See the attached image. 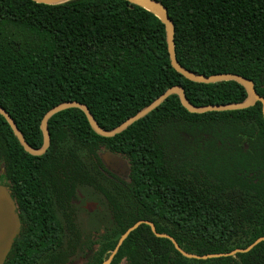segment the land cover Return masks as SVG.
Segmentation results:
<instances>
[{
    "label": "trees",
    "instance_id": "16d2710c",
    "mask_svg": "<svg viewBox=\"0 0 264 264\" xmlns=\"http://www.w3.org/2000/svg\"><path fill=\"white\" fill-rule=\"evenodd\" d=\"M158 1L174 23L175 53L183 67L198 75L243 76L264 97V0ZM178 85L196 106L248 97L235 81L196 83L177 72L164 23L126 0H0V105L34 148L43 146L42 119L61 103L85 104L110 131ZM48 129L47 152L32 156L0 114V173L4 169L21 219L5 264H72L84 258V264H104L141 220L198 256L244 249L264 237L261 102L193 114L171 95L111 138L98 135L77 108L52 116ZM200 133L216 134L222 145L201 148L186 137L196 142ZM102 149L129 161L128 179L105 167ZM79 190L97 203L93 212L85 210L86 228L71 204L80 199ZM54 203L65 209V240ZM124 262L264 264V241L247 253L198 260L142 224L109 264Z\"/></svg>",
    "mask_w": 264,
    "mask_h": 264
},
{
    "label": "water",
    "instance_id": "95a60500",
    "mask_svg": "<svg viewBox=\"0 0 264 264\" xmlns=\"http://www.w3.org/2000/svg\"><path fill=\"white\" fill-rule=\"evenodd\" d=\"M38 4H45V5H56L67 2L69 0H32ZM133 5L140 6L151 13H153L156 17H158L166 27V34H167V43H168V51L170 55V61L172 67L183 75L186 79L196 82V83H203V84H212V83H219L225 81H235L242 85L248 97L245 101L241 103H229V104H221V105H206V106H196L192 104L185 93V89L181 86H173L166 90L160 97H158L153 103H151L146 108L139 111L136 115L130 117L125 122H123L118 127L114 128L113 130H105L103 129L94 116L92 115L90 109L85 105L77 101H68L61 103L51 109L47 114L44 116L41 122V131L43 134V146L41 148H34L32 147L25 139L24 135L22 134L21 130L18 128L17 124L15 123L14 119L11 115L0 105V114L6 119L8 124L10 125L13 133L17 137L18 141L20 142L21 146L24 150L32 156H42L45 154L51 144L50 133L48 129V121L49 119L54 116L55 114L65 111L72 108L80 109L86 115L91 128L100 136L111 138L114 137L123 131H125L128 127L132 124L137 122L138 120L144 118L149 113L154 111L158 108L165 100H167L171 95H177L180 99L181 105L190 113L193 114H204L208 112H223V111H236V110H244L254 106L257 102H261L262 104V112L264 116V97L260 96L256 89L255 83L247 79L243 76L233 74V73H225V74H215L211 76L206 75H198L192 71H189L185 67H183L177 60L176 53H175V26L171 18L169 17L167 9L159 2L158 0H126ZM112 157V162L114 164L120 165L125 164L120 158L116 155L110 154ZM146 224L151 227L152 232L155 236L159 238H167L169 239L175 246V248L185 257L191 259H198V260H206L211 258H220V257H230L234 256L238 253H247L251 251L256 245L264 241V237L257 239L253 244L248 246L244 249H236L230 253H220V254H208L204 256H198L194 254L187 253L183 251L174 238L167 234H160L156 231L155 226L152 222L141 220L135 223L131 228L127 230V232L121 237L117 248L114 250L113 254L110 258L104 263L109 264L118 251L119 247L123 243V241L129 236V234L136 230L140 225ZM21 232V220L17 212V208L14 202V199L6 186L0 185V264H5L10 251L13 248L14 242L16 238L19 236Z\"/></svg>",
    "mask_w": 264,
    "mask_h": 264
},
{
    "label": "flooded vegetation",
    "instance_id": "af4514ba",
    "mask_svg": "<svg viewBox=\"0 0 264 264\" xmlns=\"http://www.w3.org/2000/svg\"><path fill=\"white\" fill-rule=\"evenodd\" d=\"M186 137L191 141L190 143L194 142L197 146L200 145L201 148H204L207 145L209 147H213L215 145H218V146L222 145V142L218 139V136L216 134H214V133H204V134L200 133L199 135H197L198 139H197L196 142H195L193 137H191V136H189L187 134H186ZM226 144L229 145V142H226ZM243 145H244V148L247 149V144L244 143ZM104 150L106 152L105 157L107 158L108 157L107 154L110 155L111 153L108 150H106V149H104ZM109 158L111 159V156H109L108 159ZM118 158H120L122 161H124L126 163V171H125V173L122 170L118 171V172H120V174L115 173L112 170H110L105 164L104 165L110 172H112L116 176L126 180L129 177V168H130L129 161L127 159H125V158H122V157H118ZM113 165L116 166L117 164H113ZM118 166L120 167L122 165H118ZM103 173L106 174V172H104V171H103ZM7 188L9 190V187H7ZM78 193H79L78 195H79L80 199L76 200V201H71V204L76 203V205L78 206V208H79L78 209V214H79L80 219L82 220V223H83L84 222V218L83 217L86 216L85 209H87L86 211H88V212H93L94 209L96 208L97 203H96V200H94L93 197L90 198L89 196L85 195L82 190H79ZM85 197H88L89 199L87 198L88 200H85ZM14 202H15V200H14ZM15 205H16V203H15ZM16 208H17V206H16ZM66 208H67L68 215L71 216L73 214V209H69V204H66ZM53 210L55 211V214L57 215V217L63 222L62 237L65 240L66 237H67V233H68V228H67L68 226H67L66 221H65V209L57 207L56 204L54 203ZM17 212H18V209H17ZM18 215H19V213H18ZM86 218H87V216H86ZM83 226H84V223H83Z\"/></svg>",
    "mask_w": 264,
    "mask_h": 264
},
{
    "label": "rangeland",
    "instance_id": "374dc122",
    "mask_svg": "<svg viewBox=\"0 0 264 264\" xmlns=\"http://www.w3.org/2000/svg\"><path fill=\"white\" fill-rule=\"evenodd\" d=\"M105 154H106V152H105V150L104 149H102V150H100L99 151V155H100V157H101V159H102V161H103V163L110 169V170H112L113 172H115V173H118V174H120V172H118V171H120V170H122V171H124V173H125V171H126V163L125 164H120V165H122V166H118V165H116V166H114L113 164V162H112V157H111V159L109 158L108 159V157L109 156H111V155H108L107 154V158L105 157ZM1 163V165H2V161L0 162ZM0 185H5V186H7V187H9V183H8V181L5 179V176H4V169H2V171H1V173H0ZM85 210H87V209H85ZM84 218V228H86L87 226H88V222H87V218H86V216H84L83 217ZM86 262V259L84 258V259H80V260H78L77 262H74V263H72V264H84ZM123 264H126L125 262L123 263Z\"/></svg>",
    "mask_w": 264,
    "mask_h": 264
}]
</instances>
